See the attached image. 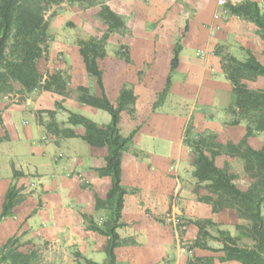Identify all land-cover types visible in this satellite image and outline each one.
I'll return each mask as SVG.
<instances>
[{
    "label": "crops",
    "instance_id": "0c3cea01",
    "mask_svg": "<svg viewBox=\"0 0 264 264\" xmlns=\"http://www.w3.org/2000/svg\"><path fill=\"white\" fill-rule=\"evenodd\" d=\"M251 1L264 12V0ZM217 2L103 0L125 24L122 32L110 33L106 55L97 60L104 94L116 103L126 85L135 95L119 120L122 136L134 133L121 157L120 183L126 192L115 230L128 242L114 248V264H185L192 256H212L214 264H240L220 260V250L184 246L198 236L194 220H210L232 236L237 232L230 223L240 221L234 210L214 212L198 198L206 190L193 176L195 152L189 135L211 134L223 146L239 145L244 138L254 149L264 143V132L246 137L245 122H233L232 85L215 52L219 46L244 59L248 50L264 65V42L252 21ZM93 9L74 7L48 20L51 39L38 69L43 74L60 71L68 94L36 88L15 97L11 92L0 96V212L10 186L22 196L11 214L0 219V246L12 237L44 243L52 264L106 260L107 237L88 224L102 227L108 220V210L95 205V197L104 199L111 186L110 177L97 171L105 165L108 150L88 144L81 137L84 127L68 122L69 113L100 126L110 121L107 111L78 99V86L97 96L101 90L85 69L76 31L68 22L84 35L100 36L105 25L98 17L99 8ZM119 46L125 48L129 61L116 56ZM176 46L178 63L170 72ZM168 75V91L154 106ZM246 83L264 89L263 76ZM14 86L19 88L17 83ZM48 110L54 111L52 118ZM51 120L59 130L71 129L75 135L48 129ZM214 162L235 175L239 189H247L251 179L240 157L221 151ZM206 243L221 247L215 239Z\"/></svg>",
    "mask_w": 264,
    "mask_h": 264
},
{
    "label": "trees",
    "instance_id": "16d2710c",
    "mask_svg": "<svg viewBox=\"0 0 264 264\" xmlns=\"http://www.w3.org/2000/svg\"><path fill=\"white\" fill-rule=\"evenodd\" d=\"M82 2L84 0H0V94L14 92V84L19 85L18 92H29L39 88L55 91L60 94H68L65 78L58 70L41 73L38 69V61L46 58L48 40V22L44 13L49 5L60 2ZM228 10L239 17L252 21L257 27V33L264 42V12L260 11L257 3L244 0L238 4H228ZM98 17L105 25L100 36L89 35L77 41L79 53L83 59L87 73L94 77L100 88V95L90 94L83 86L77 87L78 99L81 103L103 109L110 114V121L100 126L88 118L69 113L68 122L81 124L85 131L81 136L91 146L107 147L105 165L97 169L100 175H107L111 179V186L104 199L95 197V205L98 208H106L109 212L108 220L102 227L89 221V228L107 237L104 252L106 260L96 263L85 260L87 264H114V248L128 242L121 239L116 233L120 225L119 218L123 206V196L126 190L120 183L121 157L132 141L133 133L122 136L119 129L121 111L127 109L135 100L133 90L123 86L119 92L116 103H112L104 94L102 86V70L97 60L106 55V41L110 33L122 32L125 24L108 5L102 3ZM179 46H176L170 61V72L178 63ZM220 56L221 68L226 78L232 85L234 106L230 108L236 117L233 122L244 121L246 124V137L253 132H264V89L251 88L247 81H253L258 76L264 77V65L256 57L246 50V57L238 59L228 52L215 51ZM264 53V49H263ZM116 56L129 61V56L119 46ZM170 76L164 90L159 93L157 105L168 91ZM129 109V108H128ZM52 118L54 111L48 110ZM1 124V118H0ZM47 128L62 136L72 137L71 129L59 130L51 120ZM189 145L195 152L193 161V176L197 182L203 183L206 194L198 196L201 201L210 204L212 211L223 209L234 210L237 217L247 223V226L237 224V234L232 236L226 230H217L216 236H210L203 228L202 223L213 224L210 220H194L198 227V236L192 241L189 248L198 247L211 251L220 250L222 261H237L240 264H264V143L259 149L250 147L245 138L239 145L227 144L225 146L214 141V136H197L188 139ZM221 151L238 156L243 161V168L250 177L251 183L245 190L239 189L234 184L235 175L226 167H218L214 158ZM15 174V172H14ZM198 184V187L200 186ZM15 186H10L5 193L1 207L0 219L11 214L22 196ZM214 225V224H213ZM202 235L215 239L221 243L219 249L207 245ZM246 237L250 244H241L240 240ZM8 239L0 247V264H32L31 256L27 253L12 248ZM185 264H213L210 256H192Z\"/></svg>",
    "mask_w": 264,
    "mask_h": 264
},
{
    "label": "rangeland",
    "instance_id": "374dc122",
    "mask_svg": "<svg viewBox=\"0 0 264 264\" xmlns=\"http://www.w3.org/2000/svg\"><path fill=\"white\" fill-rule=\"evenodd\" d=\"M102 3H103V0H84L82 2H75V1L67 2V1H63V2H60L58 4L49 5L47 7L45 13H44V16H45V19L48 22V20L51 17L56 16L59 13L64 14L65 11H69V10H71L74 7L77 8V9H80V10L81 9L83 10V9H86V8H90V9L94 10L93 9L94 7L100 8ZM68 25H70L71 27H74L73 29H75V31H76V33H75L76 34L75 35L76 36L75 37L76 40L75 41H78L79 39L85 38L86 36H88V35H84V31H82L80 28H76L74 26V24H72L71 22H68ZM50 37L51 36L48 35L47 46H48V43L50 42V39H51ZM216 50H219L221 52H226V50H224V48L219 47V46L215 48V51ZM11 93L13 94L14 97H15L16 93L22 94V93L18 92V88H16V87H14V92H11ZM1 95L2 94H0V96ZM16 97H17V99L19 98V96H16ZM193 133L194 134H190L189 135V139L196 138L197 136H203V135L196 134L195 132H193ZM213 224H208L206 222L202 223L204 230L206 232H208V234L210 236L217 235V230L219 229L218 226H216L215 224L213 225ZM230 224L232 226H234V228H235V226L237 224H241V225L247 226V223L245 221H243V220H240L239 223L231 222ZM235 230H236V228H235ZM236 232H237V230H236ZM201 238H204L205 242L210 240V237H208L207 235L206 236L202 235ZM11 239L13 240L11 242L12 248H16L18 251H21V252L29 254L31 256L30 262L32 264H52V259L50 258V256L48 257V255H49L48 251H47V247L48 246H45L44 243H40L39 245H37L36 243L26 242V241H22V240L20 241L17 237L16 238L12 237ZM250 242L251 241L248 238H246V237H243L240 240L241 244H250ZM191 243H186V245H184V246H187L188 249H189ZM210 257H212V256H210ZM213 264H214V258H213Z\"/></svg>",
    "mask_w": 264,
    "mask_h": 264
},
{
    "label": "built area",
    "instance_id": "2783aa9c",
    "mask_svg": "<svg viewBox=\"0 0 264 264\" xmlns=\"http://www.w3.org/2000/svg\"><path fill=\"white\" fill-rule=\"evenodd\" d=\"M239 0H218V4L221 6H225L226 4H237ZM219 15L221 14L220 12L218 13Z\"/></svg>",
    "mask_w": 264,
    "mask_h": 264
}]
</instances>
